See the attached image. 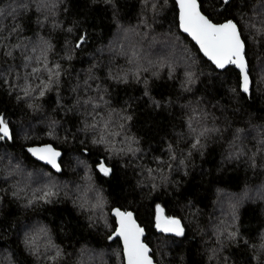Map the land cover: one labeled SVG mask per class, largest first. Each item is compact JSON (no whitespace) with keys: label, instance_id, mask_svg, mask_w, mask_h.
Masks as SVG:
<instances>
[{"label":"trees","instance_id":"1","mask_svg":"<svg viewBox=\"0 0 264 264\" xmlns=\"http://www.w3.org/2000/svg\"><path fill=\"white\" fill-rule=\"evenodd\" d=\"M24 2L29 4L27 11L21 10V0H0V8L5 12V16L0 18L5 31L13 23L19 24L22 29L14 33L11 40H6V44L17 40L29 44L43 37L57 50L66 51L82 31L87 34L86 46L77 50L75 58L66 65L68 73L61 86V103L69 105L74 103L69 85L82 81L89 74L87 69L93 63L97 65L95 71L101 77L112 63H119L118 60L111 61V48L121 29L136 26L144 12L140 0H115V12L103 0H97L95 4L92 0H64L53 9L56 15L52 16L50 12L36 11L33 0ZM12 7L17 8V13L7 16ZM207 11L215 12L212 0L207 5ZM226 11L229 17L240 18L241 23H255L260 28L261 18L264 17V0H237ZM157 12L156 23L152 24L149 32V38L153 40L151 53L154 56L162 53L167 47L166 40L179 37L181 42L187 44L191 54L200 57L196 67L202 68L204 75L200 77L195 90L186 93L179 87L176 75L168 80L162 70L159 79L149 80V96L143 95L142 84L131 81L128 85L112 84V81H107L111 85L109 92L112 105L120 111L126 109L127 114L133 116L129 127L132 133L141 138L140 146L144 149L142 163L156 167L154 162L150 163L152 157L163 156L167 143L186 131L183 127L186 117L181 113L185 111L182 105L189 102L195 105L199 101L201 110L211 114L209 120L214 115L215 124L221 127L223 134L219 139L209 141L202 157L194 152L187 176L182 171L169 174L170 181L178 183L169 182L167 186L150 192L147 187L150 180L141 175L135 166L118 167L115 179L97 177L95 184L100 186L102 195L108 201L104 211L108 214L109 222V209L114 206H122L137 214L139 222L146 228L150 247L156 251V258L162 264H213L208 259L210 246L216 247L212 233L219 221L223 220L226 225L231 223L230 213L235 205L238 217L236 225L240 234L255 247L230 243L221 255L229 257L228 264H264V251L259 249V244L264 243V160L261 158L264 149L260 144L261 139H264V46L253 41V30L248 28L249 40L252 41L248 48L249 72L256 90L251 98L244 94L236 95L230 89L237 85L238 71H228L219 75L218 79L208 75L212 71L211 66L193 49L190 40L185 41L184 34L177 27L174 0L158 5ZM44 16L48 17L47 20H44ZM216 18L223 20L224 16ZM54 22L62 27L53 28ZM67 27H72L73 32L64 31ZM152 31H155L154 37ZM27 71L20 59L0 56V78L15 81ZM179 71L178 68L177 74ZM153 98L160 102L159 108L151 102ZM41 103L44 104L41 111L27 109L8 95L7 85L0 89V114L5 115L10 126L18 132L14 142H0L3 144L0 154L18 159L22 172L33 173L34 180H40L44 173H51L52 178L67 185L66 190L71 195L75 190L73 184L79 186L83 183L77 175L80 168L76 165L78 158H85L81 156L82 150L88 147L94 159L98 149L90 144L50 141L41 131L47 127L45 117L60 120V127L66 125L73 132L80 126L79 117L75 109L65 113L56 108L54 93H50L47 101ZM33 141L37 144L55 143L65 154L61 158L64 172L56 173L32 159L25 147L32 145ZM184 143L180 140L177 152L184 147ZM232 151H243L244 155L239 159H229ZM253 153L256 154L255 167L248 161ZM88 163L91 164V160ZM24 179L22 174L17 175L18 181ZM43 179L49 177L45 175ZM138 182H142V185ZM35 186L33 183L32 187ZM22 203L6 198L5 204L0 206V264H41L24 250L21 243L25 231L37 225L50 228L53 242L66 252L73 253L66 258L67 264H122V245L108 240L110 231L102 226V221L96 227H89L88 213L74 207L71 200L63 199L60 203L36 209H24ZM156 204L165 206L166 214L183 218L188 226L186 239L166 236L154 229ZM43 242L41 238L40 243Z\"/></svg>","mask_w":264,"mask_h":264},{"label":"snow or ice","instance_id":"2","mask_svg":"<svg viewBox=\"0 0 264 264\" xmlns=\"http://www.w3.org/2000/svg\"><path fill=\"white\" fill-rule=\"evenodd\" d=\"M63 2L64 0H33L36 11L50 12L52 16L56 15L53 9ZM103 2L111 5L115 12V0H103ZM140 2L144 9L143 18L136 26L121 29L117 41L111 48V61L118 60L119 63H112L103 77L96 73L97 65L93 63L87 69L89 74L85 75L82 81L69 85L74 100L71 105L61 103L63 100L61 86L68 73L66 65L75 58L77 50L86 46L87 34L82 31L76 42L66 51L57 50L43 37L30 41L29 44L17 40L9 45L6 44V40H11L14 33L22 31L21 26L13 23L5 31L3 21L0 19V56L18 58L23 67L28 69L23 77H17L15 81L0 78V89L7 85V93L13 96L16 103L35 111H41L44 107L41 102L47 101L49 94L54 93L55 107L65 113L75 109L80 126L73 132L67 129L66 125L60 127V120L45 117L47 127L41 131L50 141H72L81 145L90 144L98 149L94 159L88 147L82 150L81 156L85 158H78L76 165L80 168L77 175L83 183L79 186L73 184L75 190L71 195L66 190L67 185L60 184L52 178L51 173H44L40 180H34L33 173L22 172L18 159L14 160L10 155L0 154V206L5 204L6 198L23 201L21 207L24 209H36L69 199L78 210L88 213L89 227H96V224L102 221V226L110 231L108 240L122 245V264H162V261L156 258V251L150 247L146 228L139 222L137 214L122 206H114L109 209L111 216L109 222L108 214L104 211L108 201L102 195L103 190L100 186L95 184V179L97 177L115 179L118 167L135 166L141 175L150 180L147 185L150 192L161 186H167L169 182L178 183L175 180L170 181L169 174L182 171L187 176V169L194 152L202 157L209 141L219 139L223 132L221 127L215 124L216 117L213 115L209 120L211 114L201 110L199 101L195 105L189 102L182 105L185 111L181 113L186 117L183 121L186 131L167 143L163 156L152 157L150 163L154 162L156 167L142 163L144 149L140 146L141 138L132 133L129 127L133 116L127 114L126 109L120 111L112 105L109 92L111 85L107 81H112V84L128 85L130 81L142 84L143 95L149 96V80L159 79L163 70L166 79L171 80L173 75H176L181 90L192 93L204 71L196 67L200 57L191 54L187 44L181 42L179 37L166 40L167 47L162 53L155 56L151 53L153 40L149 38V32L152 24L156 23L155 17L159 15L158 5L166 4L167 0H140ZM209 2L210 0H174L177 27L184 34L185 41L190 40L193 49L205 58L206 64L211 66L212 71L208 73L210 77L218 79L219 75L238 70L237 85L230 91L251 98L256 89L249 72L248 48L252 41L249 40L248 28L253 30V41L264 46V17L261 18L260 28H257L255 23L245 25L241 23L240 18L229 17L226 11V8H230L237 0H212L215 4L214 13L207 11ZM92 3H97V0H92ZM28 8L29 4L21 0V10L27 11ZM16 13L17 8L12 7L7 16H14ZM219 15L224 16V19H217ZM4 16V9L0 8V18ZM47 18L44 16V20ZM44 20L41 22L43 23ZM52 27L59 29L62 25L54 22ZM138 29L142 30L138 31ZM64 31L71 33L73 28L67 27ZM152 36H155V31H152ZM65 43L67 44V41ZM178 68L180 71L177 74ZM151 102L157 108L161 106L154 98ZM53 110L55 111V108ZM17 136L18 132L10 126L9 119L0 114V142H14ZM27 138L28 134L25 135V139ZM180 140L185 143L177 152L176 148ZM260 144L264 149V139H261ZM2 147L3 144L0 143V148ZM25 151L35 161L50 166L56 173L64 172V161L61 158L65 154L55 143L37 144L33 141ZM243 155V151H232L229 153V159H239ZM261 158L264 160V151L261 153ZM89 160L91 164L88 163ZM248 161L255 167L256 154L249 156ZM18 174H22L25 179L18 181ZM45 175L49 179L44 180ZM33 183L36 185L34 188ZM138 183L142 185V182ZM235 208L236 206L233 205L230 213L231 223L226 225L223 220L219 221L212 233L215 236L213 243L216 247L210 246L208 259L213 264H220L221 261L223 264H228L229 257L221 253L230 243L255 247L241 236L236 225L238 217ZM153 226L157 232L166 236L187 238L188 226L183 222V218L166 214L165 206L160 204H156L154 208ZM50 231V228L43 225L25 231L21 237L24 250L41 264H61V262L67 264L66 258L73 253L66 252L59 244L54 243ZM41 238L44 240L43 243H40ZM259 249L264 251V243L259 244Z\"/></svg>","mask_w":264,"mask_h":264},{"label":"water","instance_id":"3","mask_svg":"<svg viewBox=\"0 0 264 264\" xmlns=\"http://www.w3.org/2000/svg\"><path fill=\"white\" fill-rule=\"evenodd\" d=\"M238 71V70H237ZM251 79V78H250ZM30 146V145H29ZM27 147V146H26ZM26 147H25V149H26ZM60 150V149H59ZM28 154V153H27ZM29 155V154H28ZM32 159H34V158H32ZM37 162H39V161H37ZM39 163H41V164H43L42 162H39ZM44 165V164H43ZM45 166H47V165H45ZM49 168H50V166H48ZM51 169V168H50ZM52 170V169H51Z\"/></svg>","mask_w":264,"mask_h":264}]
</instances>
